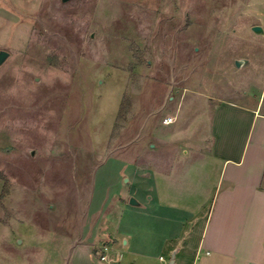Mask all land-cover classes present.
<instances>
[{"label":"rangeland","instance_id":"1","mask_svg":"<svg viewBox=\"0 0 264 264\" xmlns=\"http://www.w3.org/2000/svg\"><path fill=\"white\" fill-rule=\"evenodd\" d=\"M255 25L264 0H0V264H73L101 162L264 102Z\"/></svg>","mask_w":264,"mask_h":264},{"label":"crops","instance_id":"2","mask_svg":"<svg viewBox=\"0 0 264 264\" xmlns=\"http://www.w3.org/2000/svg\"><path fill=\"white\" fill-rule=\"evenodd\" d=\"M206 98L207 125L153 146L165 155L100 163L73 264H264L262 95L218 99L213 111Z\"/></svg>","mask_w":264,"mask_h":264},{"label":"water","instance_id":"3","mask_svg":"<svg viewBox=\"0 0 264 264\" xmlns=\"http://www.w3.org/2000/svg\"><path fill=\"white\" fill-rule=\"evenodd\" d=\"M64 2H67L69 0H63ZM253 31L257 34H262L264 32L263 28L259 25L253 26ZM10 53L7 50H1L0 51V65L9 57ZM242 64V60H237L236 65L240 66ZM131 203H136V200L134 198L131 199ZM174 261L171 260L169 264H173Z\"/></svg>","mask_w":264,"mask_h":264},{"label":"built area","instance_id":"4","mask_svg":"<svg viewBox=\"0 0 264 264\" xmlns=\"http://www.w3.org/2000/svg\"><path fill=\"white\" fill-rule=\"evenodd\" d=\"M173 121V118L171 116H167L166 118H164V123L169 124ZM106 250L107 247L104 246L103 250L101 252H99V255L101 257L102 260L106 259Z\"/></svg>","mask_w":264,"mask_h":264}]
</instances>
